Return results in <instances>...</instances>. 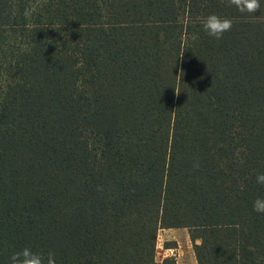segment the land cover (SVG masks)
<instances>
[{"label": "trees", "instance_id": "16d2710c", "mask_svg": "<svg viewBox=\"0 0 264 264\" xmlns=\"http://www.w3.org/2000/svg\"><path fill=\"white\" fill-rule=\"evenodd\" d=\"M260 3L0 0V264H156L180 227L197 264H264Z\"/></svg>", "mask_w": 264, "mask_h": 264}, {"label": "clouds", "instance_id": "9594fccd", "mask_svg": "<svg viewBox=\"0 0 264 264\" xmlns=\"http://www.w3.org/2000/svg\"><path fill=\"white\" fill-rule=\"evenodd\" d=\"M228 7H234L241 15L252 16L261 8L260 0H224ZM26 15L30 13L26 11ZM233 22L229 18H221L215 14L209 15L202 25L203 31L210 37L217 40L222 39L224 34L231 31ZM180 93H176L179 96ZM255 182L264 186V173H257ZM253 211L264 214V198H257L253 202ZM11 264H56L54 253L49 252L47 255L32 251L31 248L25 247L15 252L10 257Z\"/></svg>", "mask_w": 264, "mask_h": 264}, {"label": "rangeland", "instance_id": "374dc122", "mask_svg": "<svg viewBox=\"0 0 264 264\" xmlns=\"http://www.w3.org/2000/svg\"><path fill=\"white\" fill-rule=\"evenodd\" d=\"M168 229L169 228H161L158 230L155 251L156 264H176V262L177 264H191L190 258L192 259L195 256L192 247V240L189 237L187 229L182 227ZM173 229H176L174 232L177 234V239L170 242L165 241L170 238L169 236L173 232ZM197 242L199 241L197 240ZM173 246L174 255H170L166 247L173 248Z\"/></svg>", "mask_w": 264, "mask_h": 264}, {"label": "crops", "instance_id": "0c3cea01", "mask_svg": "<svg viewBox=\"0 0 264 264\" xmlns=\"http://www.w3.org/2000/svg\"><path fill=\"white\" fill-rule=\"evenodd\" d=\"M171 228H169L168 230H170ZM173 232L171 233V235L169 236L170 238H168V240H165V241H167V242H170V241H175V239H177L176 237H177V234H175V232L174 231H176V229H173L172 230ZM178 233V232H177ZM173 234H175V235H173ZM168 247H170V246H168ZM168 247H166V248H168ZM165 248V247H164ZM163 248V249H164ZM173 248H174V246H173ZM190 263L191 264H197V262H196V259H195V257H193L192 259L190 258ZM176 264H177V262H176Z\"/></svg>", "mask_w": 264, "mask_h": 264}, {"label": "built area", "instance_id": "2783aa9c", "mask_svg": "<svg viewBox=\"0 0 264 264\" xmlns=\"http://www.w3.org/2000/svg\"><path fill=\"white\" fill-rule=\"evenodd\" d=\"M167 251L170 253V255H174V248H167Z\"/></svg>", "mask_w": 264, "mask_h": 264}]
</instances>
